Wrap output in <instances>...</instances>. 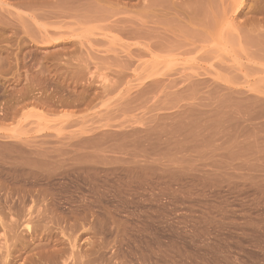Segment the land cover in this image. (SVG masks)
<instances>
[{"label": "rangeland", "instance_id": "1", "mask_svg": "<svg viewBox=\"0 0 264 264\" xmlns=\"http://www.w3.org/2000/svg\"><path fill=\"white\" fill-rule=\"evenodd\" d=\"M0 221V264H264V0H0Z\"/></svg>", "mask_w": 264, "mask_h": 264}, {"label": "bare ground", "instance_id": "2", "mask_svg": "<svg viewBox=\"0 0 264 264\" xmlns=\"http://www.w3.org/2000/svg\"><path fill=\"white\" fill-rule=\"evenodd\" d=\"M45 43H46V42H45ZM0 222H1V221H0ZM3 227H4V226H3ZM8 250H9V249H8ZM7 252H8V251H7ZM40 255H41V254H40ZM40 255H39V256H40ZM44 255H47V254H44ZM48 255H49V254H48ZM48 255H47V256H48ZM51 256H52V254H51ZM42 257H43V255H42ZM49 257H50V256H49ZM52 257H53V256H52ZM52 257H51V258H52ZM5 258H7V256H6ZM44 258H45V257H44ZM51 258H50V259H51ZM47 259H49V258H47ZM50 259H49V260H50ZM55 259H56V258H54V261H55ZM49 260H47V262H49ZM6 261H7V260H6ZM40 262H41V261H40ZM56 262H57V261H56ZM8 264H9V263H8ZM39 264H40V263H39ZM44 264H45V263H44ZM52 264H53V258H52ZM54 264H55V263H54Z\"/></svg>", "mask_w": 264, "mask_h": 264}]
</instances>
